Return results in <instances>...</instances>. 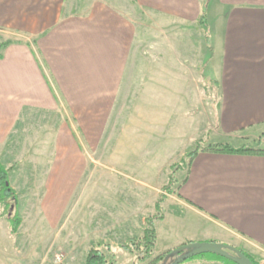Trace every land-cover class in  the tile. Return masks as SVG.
<instances>
[{
    "label": "rangeland",
    "instance_id": "rangeland-1",
    "mask_svg": "<svg viewBox=\"0 0 264 264\" xmlns=\"http://www.w3.org/2000/svg\"><path fill=\"white\" fill-rule=\"evenodd\" d=\"M126 8L135 12L139 33L126 94L143 95L148 71L168 67L170 106L153 113L145 102L132 107L136 102L120 101L100 132L76 123L62 109L31 110L21 117L0 148L16 197L6 213L0 206V264H56V256L64 264H84L92 251L107 253L106 246L114 264H157L193 233L192 223L180 221L176 200L196 145L264 144V126L225 141L210 133L218 93L207 79L210 53L197 21ZM13 216L20 220L14 234ZM145 229L159 232L149 255ZM214 256L182 264H224ZM175 261L169 257L164 264Z\"/></svg>",
    "mask_w": 264,
    "mask_h": 264
},
{
    "label": "crops",
    "instance_id": "crops-1",
    "mask_svg": "<svg viewBox=\"0 0 264 264\" xmlns=\"http://www.w3.org/2000/svg\"><path fill=\"white\" fill-rule=\"evenodd\" d=\"M202 3L0 0V39L9 43L0 50V148L31 110L62 109L76 123L100 132L120 101L136 102L132 107L145 102L153 113L168 109V67L148 71L143 95L126 94L139 36L135 12L126 7L196 22ZM207 24V79L216 82L211 86L218 93L210 133L222 141L251 135L264 126V0H209ZM177 196L178 217L192 223L193 233L174 249L212 242L264 260V155L199 151ZM156 236L158 245L159 232Z\"/></svg>",
    "mask_w": 264,
    "mask_h": 264
},
{
    "label": "trees",
    "instance_id": "trees-1",
    "mask_svg": "<svg viewBox=\"0 0 264 264\" xmlns=\"http://www.w3.org/2000/svg\"><path fill=\"white\" fill-rule=\"evenodd\" d=\"M208 2L209 0H204L201 10H200V14L197 18V24L200 28L203 29L204 34H205V42H206L207 48L209 52H211V49L209 47L210 34H209L208 24H207ZM8 45L9 43H6V44L4 43L3 45L0 44V50L7 47ZM211 83L216 84V82H211ZM199 151H207L211 153L226 154V155H264V149L252 148L245 144L235 147V146L230 145L229 143H221V144H216V145H208L204 149L196 145V148L191 153L188 154L189 163ZM166 190H168V188H166ZM168 193L171 194L172 192L169 191ZM9 200L15 201L16 197H15V193L13 189L10 187V184H9L8 171L0 163V206L3 207L5 213L9 205ZM158 209H159V206H158V203H156L155 210L158 212ZM160 219L162 220V217H160ZM19 223H20V220L18 219V217L13 216L12 218H9L11 233L14 234L16 232ZM155 235H156L155 230H148V229L144 230V245L147 250V255L150 254V250L152 249V247H154ZM208 243H212V242H208ZM201 244H205V243H188V244L182 245L178 248L173 249L172 251H169L163 257H160L159 262L160 264H164V260H166L169 257H175L176 260L179 258H185L192 251V250H187L186 246L188 245L199 246ZM106 250H107V253L105 254L97 250L90 252L84 264H114L109 256V254H111V249L109 248V246H106ZM240 252L247 259H249L252 262V264H264V261L262 259L253 257L243 251H240ZM203 256L204 255L185 259L183 263L194 260L196 258L203 257ZM213 258L224 264H235L231 262L230 260L225 259L217 254Z\"/></svg>",
    "mask_w": 264,
    "mask_h": 264
},
{
    "label": "water",
    "instance_id": "water-1",
    "mask_svg": "<svg viewBox=\"0 0 264 264\" xmlns=\"http://www.w3.org/2000/svg\"><path fill=\"white\" fill-rule=\"evenodd\" d=\"M186 249L192 251L185 258L177 259L173 264H182L185 259L206 254H217L235 264H252V262L247 259L238 249L223 244L205 243L199 246L188 245L186 246Z\"/></svg>",
    "mask_w": 264,
    "mask_h": 264
},
{
    "label": "built area",
    "instance_id": "built-area-1",
    "mask_svg": "<svg viewBox=\"0 0 264 264\" xmlns=\"http://www.w3.org/2000/svg\"><path fill=\"white\" fill-rule=\"evenodd\" d=\"M55 263L56 264H64V260L62 256H56L55 257Z\"/></svg>",
    "mask_w": 264,
    "mask_h": 264
}]
</instances>
